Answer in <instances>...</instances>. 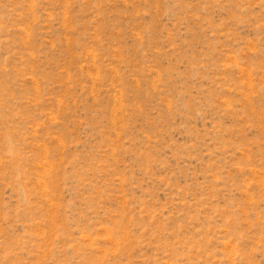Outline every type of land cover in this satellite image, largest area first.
Returning a JSON list of instances; mask_svg holds the SVG:
<instances>
[{"label":"rangeland","instance_id":"374dc122","mask_svg":"<svg viewBox=\"0 0 264 264\" xmlns=\"http://www.w3.org/2000/svg\"><path fill=\"white\" fill-rule=\"evenodd\" d=\"M0 264H264V0H0Z\"/></svg>","mask_w":264,"mask_h":264}]
</instances>
